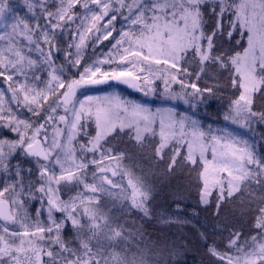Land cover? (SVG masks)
I'll use <instances>...</instances> for the list:
<instances>
[{"label":"snow or ice","instance_id":"1","mask_svg":"<svg viewBox=\"0 0 264 264\" xmlns=\"http://www.w3.org/2000/svg\"><path fill=\"white\" fill-rule=\"evenodd\" d=\"M23 8L30 18L11 0H0V78L11 94L6 102L0 91V127L13 134L0 138V264H179L176 245L145 243L103 204L109 198L121 201L128 214L152 215L154 185L123 167L125 152L105 147L120 136L150 149L148 158L169 174L186 147L183 159L197 165L198 157L203 165L200 203L209 205L215 194L216 216L226 202L247 194L250 235L230 231L224 251L209 243L207 233L200 235L214 264H264V154L249 139L228 128L204 129L174 107L153 110L115 93L79 98L86 86L109 81L155 95V77L163 81L164 100L196 109L205 93L213 96L220 87L217 81L202 89L198 81L209 71L227 72L235 91L223 120L246 130L264 124V109L253 108L256 94H264V0H23ZM121 20L127 27L117 30ZM86 34L111 43L109 53L90 64L83 57ZM225 36L235 45L225 48ZM6 103L26 108L31 118ZM61 107L66 129L56 127L49 138L47 126L56 123ZM87 121L95 124L94 136L85 130ZM81 131L86 142L77 149ZM17 157L29 166L13 164ZM109 173L126 175L128 187ZM73 188L75 194L63 199ZM33 201L40 205L35 216ZM69 223L72 235L65 239Z\"/></svg>","mask_w":264,"mask_h":264},{"label":"rangeland","instance_id":"2","mask_svg":"<svg viewBox=\"0 0 264 264\" xmlns=\"http://www.w3.org/2000/svg\"><path fill=\"white\" fill-rule=\"evenodd\" d=\"M11 3L20 11L21 15H26L30 18V14L27 13L23 8V0H11ZM80 11L82 13L83 10L81 9ZM41 23H43V21H41ZM76 23L78 24L79 21H77ZM72 27L73 29H75L76 25H73ZM122 27H127V25L124 24L122 20L115 22V28L117 30H120ZM113 35L116 36L117 33L114 32ZM85 39L86 47L83 49V57L85 63L90 64L97 58H103V56L107 55L109 53V50L111 49V43L108 40L107 42H104V40H102V42L96 43L93 34H86ZM109 39L111 40V38ZM91 42L94 44V47L92 49V54H88L87 48ZM114 42L115 41L112 40V43ZM127 46L128 44L127 42H125L124 47ZM113 54H115L114 51ZM32 55L33 58H36L37 54L32 53ZM62 60L63 53H61L57 57V64H60ZM152 67L153 69H156L158 66L152 65ZM159 67L162 68L163 66ZM104 68L105 70H108L109 66L104 65ZM72 72H75V69H72ZM38 74L41 75L43 79H47L46 72L41 71ZM76 75L78 76V73ZM192 80H195V76L192 77ZM38 83L41 87L44 86L42 81ZM153 83L157 90L155 95L150 94L148 96H145L142 92H138L136 90L135 92L125 91L121 87L116 86V84H110L106 87L97 89H92L89 86H86L84 89L80 90L83 94L80 95L79 98L83 99V95L106 96L115 93L122 98L147 104L153 110H155L157 107H174L178 112H186L189 116L198 120L204 129H207L209 126L214 129L228 128L233 133L249 139L250 142H252L256 147V140L250 133V130L239 128L238 126L225 122L224 120H221L220 122L216 123L212 119L204 117L203 114H201V107L204 105V103L199 104L196 109H192L188 105H185L182 101H166L160 96V93H162L164 89L163 81L153 77ZM174 88L179 91V85H174ZM0 91L5 92L6 102H9L11 100V94L7 91V83L3 81V78H0ZM189 91H191V89H189ZM204 96L207 97V93H205ZM6 106L11 107L13 111L21 118H31L32 114L29 113L26 108L18 107L15 103H6ZM59 115H64L63 107L58 109V112L55 117L56 123L49 124L47 126L49 138H51L56 127L66 129V126L63 123L59 122ZM71 118V114H69V119ZM86 124L87 127L85 130L90 135L94 136V122L87 121ZM0 138H13V134H11L7 129L0 127ZM158 139L159 138L157 136L156 142H158ZM77 141V149L79 147V142H86V137L84 136L83 131L79 132L77 136ZM109 146L115 149L116 152L123 151L127 154L126 158L122 162V165L125 169L130 171L134 176H146L149 181L154 185V197L150 204V209L152 213L150 218L144 217L141 213L128 214L127 209L123 206L121 201L113 202L111 199L105 198L103 204L105 205L106 209L110 211L112 217L114 219H119V222L124 225L127 230L132 231L134 235L139 236L140 234H143L145 237V243H159L160 245L167 244L169 247H171L172 245H176L181 251V255L178 257L179 264H214V258L210 257L207 254L206 245L200 235L201 232L194 230V226L191 224L190 221L186 220L182 210L177 207L179 205V202H183L184 200L187 204L191 203L195 205L194 207L199 211H203L204 208H206V210H208V212H211L212 214L213 211L216 210L215 194L210 198L211 202L209 205L205 206L200 203L199 190L202 187V182L199 180V172L202 170L203 165L199 162L198 157L197 165H192L188 163L183 159V156L187 153L186 147L183 148L182 155L179 158V163L177 164L175 171L169 174L164 170L166 165L157 164L155 161L150 160L148 158L151 155L150 149L139 148L133 142H130L127 136H120L111 139L109 145H105L106 148ZM165 151L170 156L172 148L169 147ZM89 158H91V154H89ZM97 158L99 159V154H97ZM208 159H211L210 153L208 154ZM17 160L20 161L22 167L27 168L29 166V162L23 159L22 157H17L12 161V163L15 164ZM113 167H115V165H113ZM109 176L115 181H117V183L122 184L125 188L128 187V177L126 175L121 177V175L118 174L117 176L112 177L111 173H109ZM3 179V175L0 174V187L3 186ZM89 180H91L90 172ZM75 191V188H73L71 192L65 191L63 193L62 198L68 199V196L74 195ZM238 197L239 199L237 202V206H245L248 204L247 196L244 199L241 196ZM169 198V202H171L172 200L176 202L171 203L169 205L167 204L166 206L168 207H166L165 203L169 200ZM184 198L189 199V202ZM229 203L230 202L228 201L221 207L225 208L227 205H230L229 208H232L234 210L233 212H231L233 213L232 217L234 218V220L230 219L229 222H234V224H240L242 222L243 226L246 225L248 222L247 216H242L243 212H239L240 210H236V208H234V206ZM35 204L39 205V202L33 201L32 205L30 206V212L33 216H35ZM42 219L46 220V216ZM189 230L191 231L193 237H196L195 240L189 237ZM64 235H72L70 223L68 225V228L64 230ZM215 240L212 242L218 245ZM136 242L137 241H132L133 246H135ZM212 242L209 241V243ZM192 245L196 246V248H194L193 250L191 249ZM225 245H227V240L225 241ZM141 246H143V244ZM217 248L219 249L218 246Z\"/></svg>","mask_w":264,"mask_h":264},{"label":"trees","instance_id":"3","mask_svg":"<svg viewBox=\"0 0 264 264\" xmlns=\"http://www.w3.org/2000/svg\"><path fill=\"white\" fill-rule=\"evenodd\" d=\"M237 38H240L239 35L237 34ZM104 42H107V40H104ZM223 43L225 48H230L231 46L235 45V40H232L231 43L229 44L227 42V37L225 36L223 38ZM245 43V40H244ZM94 47V44L91 42L90 45L88 46V54H92V49ZM97 51V50H96ZM96 54V53H94ZM228 76L227 72H216V71H209L207 75H205L201 80L198 81L199 86L203 89L205 87H213L217 81H219L220 87L216 91V94L213 96H209L207 93V97H205L204 100V105L201 107V114H203L204 117L208 119H212L214 122L218 123L221 120H223V113L226 110L228 103H229V98L233 95L234 89L231 87V82L230 80H227L226 77ZM238 95V93H235ZM264 94L258 93L255 96L254 99V105L253 108L256 111H260L261 109H264ZM250 133L252 136L255 138L256 142V149H258V152L261 154H264V124H254L253 129L250 130ZM255 188V186H253ZM161 196V195H160ZM248 195L244 194L241 196L243 199ZM162 197V196H161ZM189 202V199L184 198ZM239 197L236 199H233L229 201L236 210H240L239 212H243L242 216H247L248 222L246 225H242L243 223L241 222L240 224H234L229 222L230 219L234 218L232 217L234 210L229 208L230 205H227L225 208L220 209V214L219 216L215 215L216 210L211 212H208L206 208H204L203 211H199L196 209L191 203L187 204L186 201L183 200L179 202V208L182 210L183 215L185 216L186 220L190 221L191 224L194 226L195 231H200L201 233H207L209 237V241L212 242L216 241L218 243L220 251H223L226 247L225 241L228 239V236L230 234V231L232 230H237L241 231L244 236H248L251 233V223H252V215L248 211V204L245 206H237ZM170 198L169 200L165 203V206L171 203H174L176 201L172 200L171 202ZM229 203V204H230ZM197 204V202H196ZM168 207V206H166ZM197 207V206H196ZM240 208V209H239ZM248 227V228H247ZM188 235L190 238L195 240L196 237H193L191 231H188ZM196 248L195 245H192V250ZM189 256V255H188Z\"/></svg>","mask_w":264,"mask_h":264},{"label":"water","instance_id":"4","mask_svg":"<svg viewBox=\"0 0 264 264\" xmlns=\"http://www.w3.org/2000/svg\"><path fill=\"white\" fill-rule=\"evenodd\" d=\"M110 84H116V86H119V87H121L122 89H124L126 91H129V92H133L134 91L135 92L134 89L129 88L127 85L121 84V83L116 82V81H109V82H107L105 84L95 85V86H89V87L92 88V89H97V88L106 87V86H108Z\"/></svg>","mask_w":264,"mask_h":264},{"label":"flooded vegetation","instance_id":"5","mask_svg":"<svg viewBox=\"0 0 264 264\" xmlns=\"http://www.w3.org/2000/svg\"><path fill=\"white\" fill-rule=\"evenodd\" d=\"M39 206H40V205H37V204L34 205L35 208H37V207H39ZM67 228H68V227H67ZM64 238H65V239H68V238H71V236H69V235H64ZM45 259H47V258L45 257Z\"/></svg>","mask_w":264,"mask_h":264}]
</instances>
